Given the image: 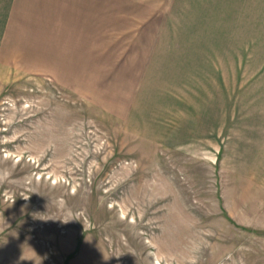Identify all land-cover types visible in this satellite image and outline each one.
<instances>
[{"label":"rangeland","instance_id":"rangeland-1","mask_svg":"<svg viewBox=\"0 0 264 264\" xmlns=\"http://www.w3.org/2000/svg\"><path fill=\"white\" fill-rule=\"evenodd\" d=\"M178 1L146 0L166 42L241 39L153 68L136 20L95 43L0 0V264H264V0Z\"/></svg>","mask_w":264,"mask_h":264},{"label":"crops","instance_id":"crops-1","mask_svg":"<svg viewBox=\"0 0 264 264\" xmlns=\"http://www.w3.org/2000/svg\"><path fill=\"white\" fill-rule=\"evenodd\" d=\"M178 2V0H168L167 3L175 5ZM130 4L137 5L133 12L129 9ZM9 5L12 15L13 13L26 14L28 15L27 18L33 21H42L41 25L43 28L46 27L47 30L50 28L46 23L47 20L56 22L59 34H62L61 31L64 29L66 31L67 22L68 25H73L76 28L79 26L80 33H89L94 38L95 43H98V35H102L99 34V31L113 29L114 21H117V23L120 20L125 21L126 25H121L125 29L126 27L130 28L128 21L136 20L140 29L136 38L137 44L140 46L138 52L146 53L144 61H151L149 67L153 68L160 62L163 68L179 67L182 64L180 62L187 63L188 67L193 66V61L196 59L194 55L197 53V57L205 54L207 65L210 66V62L213 63L216 59L219 62V58L226 53L224 51L225 37H231L230 34H233L234 39H241V36L230 28H227L228 33L227 29L223 28H205L202 29L200 34H189V36H178L176 38L175 34L171 32V38L169 42H166L167 24L173 19L172 15L169 11H165L163 17H158L159 13H156L154 17L150 18L149 13L146 11V0H9ZM5 9L7 11L8 7ZM220 16L221 14L218 15L219 18ZM153 19L168 22H163L164 26L161 25V27L155 29L153 23L146 22ZM63 27L65 28L62 29ZM46 33L49 32H44V34ZM178 40L185 41L182 48L177 42ZM63 41L65 42L64 39ZM223 80L225 82V79ZM215 89L211 86V91Z\"/></svg>","mask_w":264,"mask_h":264}]
</instances>
